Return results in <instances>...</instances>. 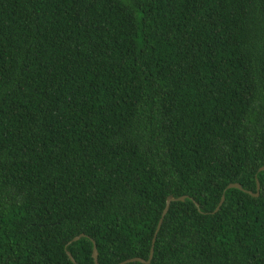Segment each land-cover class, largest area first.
<instances>
[{
	"label": "trees",
	"instance_id": "1",
	"mask_svg": "<svg viewBox=\"0 0 264 264\" xmlns=\"http://www.w3.org/2000/svg\"><path fill=\"white\" fill-rule=\"evenodd\" d=\"M263 165L264 0H0V264L147 259L168 195L125 264H264Z\"/></svg>",
	"mask_w": 264,
	"mask_h": 264
},
{
	"label": "water",
	"instance_id": "2",
	"mask_svg": "<svg viewBox=\"0 0 264 264\" xmlns=\"http://www.w3.org/2000/svg\"><path fill=\"white\" fill-rule=\"evenodd\" d=\"M259 170H264V165L263 166H260L259 167ZM226 188H239V189H242V186L239 183H236L235 182V183H229ZM246 192H248L249 194H251L253 196H257L259 194V182L257 181V191L255 193H253L250 190H248ZM185 197H186V195H182V196H178V197H173L172 195H168L167 196L166 201H165V205H164V207L162 209L161 215H160V217L158 219L156 228L154 230V233H153V236H152V239H151V246H150L149 255H148V258L147 259H144L142 257H131V258H127V259H125L123 261H120L117 264H125V263H128V262H134V261H138V262H142V263H149L150 260L153 257L154 243H155V240H156L157 233H158V231H159V229L161 227V224L163 222L164 216H165V214L167 213V211L169 209L170 203L172 201H175V200H183ZM223 201H224V195L221 196V199L218 202V204L215 207V209L213 210V212H216L220 208V206L223 203ZM195 205L198 207V203L197 202H195ZM83 235L84 234L81 233L79 235L74 236L68 243H71L72 241L78 240ZM67 254H68L69 258L73 262H75L74 261V258L71 255V253L70 252H67ZM92 257H93L94 263L95 264H99L98 263V252H97V249H96V244L94 242H93V249H92Z\"/></svg>",
	"mask_w": 264,
	"mask_h": 264
}]
</instances>
